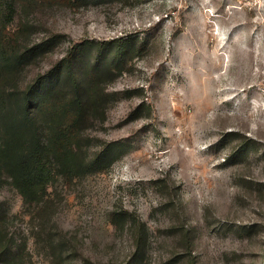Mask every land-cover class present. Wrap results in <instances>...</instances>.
<instances>
[{"label":"rangeland","instance_id":"374dc122","mask_svg":"<svg viewBox=\"0 0 264 264\" xmlns=\"http://www.w3.org/2000/svg\"><path fill=\"white\" fill-rule=\"evenodd\" d=\"M22 23L52 42L25 85L84 41L135 49L89 131L127 144L113 167L38 206L0 189L25 264H264V0H26L5 25Z\"/></svg>","mask_w":264,"mask_h":264},{"label":"trees","instance_id":"16d2710c","mask_svg":"<svg viewBox=\"0 0 264 264\" xmlns=\"http://www.w3.org/2000/svg\"><path fill=\"white\" fill-rule=\"evenodd\" d=\"M18 1L26 0H0V189L10 183L26 205L38 206L47 203L58 180L107 172L127 151L120 140L95 149L89 131L106 121L117 96L104 84L123 71L135 49L128 41L111 42L109 49L84 41L55 69L25 85V70L52 42L31 43L28 23L7 31ZM61 37L55 35L53 43ZM94 52L99 56L93 58ZM9 231V214L0 202V264H25L27 241L17 242Z\"/></svg>","mask_w":264,"mask_h":264}]
</instances>
